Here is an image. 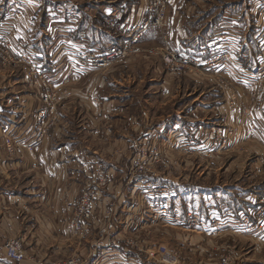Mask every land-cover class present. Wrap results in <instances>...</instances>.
<instances>
[{
    "label": "rangeland",
    "instance_id": "rangeland-1",
    "mask_svg": "<svg viewBox=\"0 0 264 264\" xmlns=\"http://www.w3.org/2000/svg\"><path fill=\"white\" fill-rule=\"evenodd\" d=\"M21 1L0 0V95L16 86L13 82L16 77H26L31 85L29 91L34 94L40 90L41 98L38 104L34 103L33 109L39 107L32 111L30 126L24 131L28 135L24 140L35 142L31 151L17 153L13 146L10 147L12 152L5 149V137L18 138V134L9 127V122L0 123V168L5 169L12 160H23L26 154H35L44 142L50 144L59 140L74 142L76 146L71 152L82 150L85 155L102 162H95L93 174L85 178V181L88 179L80 195L63 204L67 216V204L75 205L84 193L97 191L95 204L98 206L95 222L89 226L91 233L82 239L66 237L67 245L69 241L76 245H68L65 254L59 249L53 252L49 245L52 242L45 237L47 244L39 247L49 253L45 259L50 256L51 260H36L35 263L68 264L73 260L78 264H92L91 259L98 253L102 257L110 253L114 260L125 264H167L164 262L171 256L177 264H264V243L257 242L264 234V225L261 227L264 220L262 1L202 0L200 3L181 0L183 3L189 1L190 14L207 9L212 12L209 20L200 22V26L206 24L205 29H210L204 39L210 42L207 45L210 52L200 58L204 60L228 51L233 53L234 63L214 67L208 62L202 67L192 65L176 69L166 62L168 53L197 58L200 49L193 45L180 46L182 42L177 44L175 39L168 42L165 28L169 13V19L172 17V0H160L164 8L161 26L142 27L152 14L150 7L157 1L146 0L149 15L136 20V27H133L134 22L126 23L123 33L127 34L126 38L111 46L114 57L107 58L111 48L104 54L85 48L95 57L94 64L81 65L87 79L80 89L88 101L92 100V104L86 106L78 104L76 90L68 85L60 91L55 88V81L49 88L61 99L54 104L44 101L42 84L54 71L47 70L34 55L14 49L20 41L42 44L47 37L39 35L43 18L38 11L41 5L24 4V0L22 4ZM31 9H36L38 16L34 17ZM28 18L31 20L27 28L20 20ZM174 20L170 19V24ZM147 29H153L155 42H140ZM134 36H137L136 43L130 44L129 49L124 48ZM181 47H187L184 51L190 53L179 52ZM72 58L76 60V50ZM147 61L158 62L156 74L141 69ZM32 62L38 65L34 78L29 75L35 71L31 68ZM38 76L44 79L40 81ZM93 78L98 80V86L90 84ZM159 85L163 90L167 87L169 94L161 91ZM201 102L209 110L202 109ZM5 106L8 108L6 103L0 105L1 108ZM196 107H199L198 113ZM42 121L47 126L41 133ZM173 123L177 127L170 132ZM244 129L248 136L243 134ZM65 156L70 158L71 154L67 152ZM31 167L38 170L39 166L34 163ZM98 167L101 175L96 172ZM23 168L18 165L7 169L10 176L7 181L0 179L1 186L22 189L20 185L26 183L23 176L29 173ZM17 172L22 175L14 177ZM40 186L46 187L45 184ZM65 196H69L68 190L64 191ZM41 201L40 205L44 206ZM260 205L263 211L258 214ZM25 206L27 204L22 207L24 212ZM41 209L39 206L38 210ZM52 210H49L51 214ZM240 211L242 222L244 217L251 220L244 234L233 232L229 226L237 220L239 223ZM24 212L19 220H26ZM107 212L110 213L107 215ZM9 217L6 213V218ZM213 222L222 226L215 235L207 233ZM24 223H18L22 237L7 233L9 227L3 229L7 238L0 244V260L6 264L21 262L4 259L3 245L9 240L22 243L25 260L35 259L28 252L30 246L25 237L35 229L24 228ZM111 224L112 229H108ZM112 239L118 245H113Z\"/></svg>",
    "mask_w": 264,
    "mask_h": 264
},
{
    "label": "crops",
    "instance_id": "crops-1",
    "mask_svg": "<svg viewBox=\"0 0 264 264\" xmlns=\"http://www.w3.org/2000/svg\"><path fill=\"white\" fill-rule=\"evenodd\" d=\"M197 1L203 3L202 0ZM21 2L23 4V0ZM30 3H40L41 7L38 11H40V16H43V18L40 24L41 34L39 35H46L47 37L41 42L42 44L37 43V41H31L33 44L30 45L20 41V44H17L14 49H19L23 52L26 51L27 54L34 55L33 57L38 59L47 70L54 71L53 75L47 76L49 83L55 81V85L57 86L55 88H59V90L68 85L71 86V89L76 90V95L79 97L78 104L85 106L89 103L92 104V100L89 98L90 100L88 101L87 97L82 95L80 89L81 83L87 79L85 74L86 70L74 62L72 54L75 50L81 48H87L96 54L106 53L115 42L126 38L127 34H123L126 29V23L134 22L133 24H135L136 20L140 21L149 15L145 6L146 0H82V2L79 0H24V4ZM189 4V1L183 3L181 0H172L173 13L170 19L175 18V20L173 24H170L169 13L165 32L168 35V42L175 39V43L177 44L182 42L180 46L193 45L199 47L200 51L196 53V56L204 57L206 56V52H210L209 48H207L210 42L204 40L207 31L210 29H205L206 24L200 26V22L206 20V18L209 20L212 17V12L207 9L199 14L191 11L190 14ZM183 5L186 8L185 10H183ZM192 9L193 6H191ZM36 11L35 9L33 12L35 14L34 17L38 16ZM24 20L26 23H24ZM30 20L31 18H28V20L21 19L20 22L22 26L28 28L30 27ZM188 21L193 23L187 24ZM33 22L35 21L33 20ZM152 30H145V36L140 42L148 41V44L155 42L156 38L152 36L154 34ZM186 48L181 47L178 50L184 53L187 52L184 51ZM158 66H160L158 62L147 61L141 65V69L152 70L156 74V68ZM67 70H71V73L69 71L67 72ZM69 74L70 76L67 78ZM16 78L13 81L16 86L8 91L5 90L3 95H0V105L6 103L8 106V108L5 106L6 109L0 107V123L5 124L9 122V127L11 129L14 128L15 133L18 134V138H24L28 136L24 131L30 126L29 123L31 117H33L32 111L39 107L33 109V105L34 103L38 104L41 93L39 94L40 90H37L38 92L36 91L34 94L29 91L31 85L26 77ZM236 81L240 83L239 80ZM97 82L98 80L93 78L90 84L98 86ZM160 88L161 91H167L166 93L169 94L168 92L170 90H167V87L164 90L162 86ZM200 105L202 109L209 110L206 109L207 107H203L204 102H201ZM193 106L195 105L193 104ZM198 109L199 107H196V111ZM170 127V132H172L173 129H176L177 124L173 123ZM243 134L248 136L245 129L243 130ZM72 143L74 142L67 143L60 140L57 143L50 144L44 142L41 149L35 154H26L23 160L22 158L18 161L12 160L11 164L6 165L8 167L5 169L0 168V179L2 178L5 181L10 176L6 171L11 167L16 168L20 165L24 167L23 170L26 172L29 171V173L23 176L25 177L26 183L20 185L22 189L11 190V187L1 186L0 183V223L2 222L0 224V244H3L7 238L4 232L7 227L10 229L7 233H14L22 237V231H18L19 221L22 223L25 222L24 228L31 227V229H35V231L27 232V236H25L28 238L27 243L30 246H28V252L35 259L23 260L15 264H36V260H51L49 258L50 256L45 259L49 253L43 250L42 247H39V245L44 246V244H47L45 243V237L52 242L49 245L53 247V252L59 249L58 251L61 250L65 254L64 252L68 248V245H76L75 243L72 245V242L69 240L68 245L65 242L68 237L63 229V220L66 215L63 210V204L66 200L71 201L80 195V191L84 187L85 178H89L93 174L95 162H101V160H97L94 156L91 158L85 155V152L82 150L76 151L75 149V151L71 152L70 150L76 146V144ZM67 152L71 154L70 158L65 156ZM34 163H38L39 167L36 168L38 170L32 169L31 166ZM103 164L105 166L107 165L106 163ZM18 175L22 174H18L17 172L14 174V177ZM44 184L46 187L41 188L40 185ZM13 187L16 188L17 185ZM39 188L42 190L40 191ZM66 190H68L69 196L64 197V191ZM221 191L226 192V190ZM45 193L49 195H44ZM247 194L248 192H245V195ZM40 201L45 205H40ZM26 204V211L24 212L22 207ZM49 204H52V206H49ZM39 206L42 207L40 211L38 210ZM51 208H53L52 214L49 211ZM23 212L26 214L23 217L26 219L25 221L19 220L20 216H23ZM6 213L10 216L8 219L6 218ZM238 217H240L239 223L237 224V220L235 223L229 224L231 226L230 229H238V234H244L249 226L246 227V224L242 222L241 211ZM242 224L245 227L242 228ZM55 231L57 235H54ZM260 239H257V242L263 244L264 234H262ZM33 246H35V249ZM108 254L102 257L98 253L96 258L91 259L93 260L92 264H114L115 262V264H125L120 262V260H114L112 254ZM29 259L32 258L29 257ZM100 259L102 263H99Z\"/></svg>",
    "mask_w": 264,
    "mask_h": 264
},
{
    "label": "built area",
    "instance_id": "built-area-1",
    "mask_svg": "<svg viewBox=\"0 0 264 264\" xmlns=\"http://www.w3.org/2000/svg\"><path fill=\"white\" fill-rule=\"evenodd\" d=\"M262 1V6H261V11L264 12V0ZM151 9V16L149 17V19L145 22V24L142 27L145 26H161L162 25V19L161 16H163L164 13V8L161 5L160 0H157L154 4H152V6L150 7ZM137 24H134L133 27H136ZM136 37L134 36L133 38H130L129 42L124 46V48L129 49V45L130 44H134L136 43ZM262 41L264 43V34L262 35ZM263 51V48H262ZM264 52V51H263ZM220 53V52H219ZM232 52H228L225 51L223 53L220 54H215V55H211L207 58H204V60H202L200 57H192V56H186V55H180L179 53H175V52H171L168 53V56H166V62L171 63L173 66H175L176 69H180V67H186V66H192L194 65L195 67H202L204 65H207L208 62L213 63V66L215 67V65L220 64V65H224L226 66L227 64L230 63H234V56L232 55ZM107 58H112L115 56L114 54V48L109 49V51L107 52ZM94 56L90 55L89 51L87 49H77L76 50V60H74V62L78 65H84V64H94L95 60H94ZM28 62H30V60H27ZM38 65L36 63L31 64V68H34L35 71H32L29 73V75H31L30 78H34L35 72L37 71L36 67ZM215 72H217L218 70L215 69ZM179 71V70H177ZM38 80H43L44 77H40L38 76ZM45 82L42 84V87H44V91H43V98L44 101L46 103H51L54 104V102L58 101L61 99V97H58L59 95L54 93L52 89L49 88L50 83H49V79L48 77L46 79H44ZM39 81V82H40ZM261 84V83H260ZM262 85V84H261ZM47 124L42 121V129H41V133L45 132V128H46ZM18 137V136H17ZM34 141L33 142H27L26 140H24V138H16L14 136H6L5 139L3 140V145L5 146V149H8L10 152L11 149L10 147L13 146V151H16L17 153H21L24 150H28L31 151L33 145H34ZM0 158H1V152H0ZM96 172L98 174L101 175V170L98 167ZM92 181H95V177L92 178ZM96 192L97 191H92L89 190L88 192L84 193L83 198L81 201H78L77 204L73 205V204H67L66 205V209H67V216H65L64 220H63V229L65 234L67 235V237L69 238H74V239H82V237H87L90 233H91V229L89 230V226L91 223H94V214L97 208V196H96ZM261 211H263V206H258L257 208V213L260 214ZM110 212H107V215ZM242 217V215H241ZM243 223L246 225H250L251 224V220H248L247 217H244ZM264 225V220L261 221V227ZM112 224L108 227V229H112ZM222 226H219L217 222H213L209 227H208V234H217L218 232H220V230ZM233 232L239 233L238 229H234ZM111 243L113 245H118V243L112 239ZM97 245L103 247L104 244L102 242H97ZM22 243L19 240H9L6 241L5 244L3 245V254H4V259L5 260H9V261H23L25 260L27 257L25 255V251L24 248H22ZM153 252L149 253V256H152ZM172 257V256H171ZM171 257H167L170 260H165L167 264H177V260L175 258H171ZM164 261V260H163ZM227 264H232V263H228ZM0 264H6V262L0 260ZM68 264H78V262L76 263V261L70 260L68 262Z\"/></svg>",
    "mask_w": 264,
    "mask_h": 264
}]
</instances>
